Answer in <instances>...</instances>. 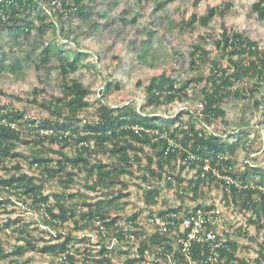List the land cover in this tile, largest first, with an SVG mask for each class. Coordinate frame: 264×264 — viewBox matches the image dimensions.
<instances>
[{"label":"trees","instance_id":"16d2710c","mask_svg":"<svg viewBox=\"0 0 264 264\" xmlns=\"http://www.w3.org/2000/svg\"><path fill=\"white\" fill-rule=\"evenodd\" d=\"M93 1L96 0H60L53 5L50 0H19L3 6L6 19L0 18V35L8 32L13 44L9 45L11 57L0 43V72L25 78L24 56L31 60L37 84L20 97L27 102L22 108L0 103V169L4 170L0 175V210L11 212V204L28 205L37 217L22 221L3 219L0 214V264H21L22 260L33 263L37 255L27 256L30 250L41 253L46 264H66L62 252L71 251L74 230L97 229L98 221L114 225L121 212L140 201L146 208L161 216L169 214L172 219L171 211L183 209L185 198L207 199L212 192L221 194L229 206L232 200L236 212L243 217L227 220L230 230L214 252L212 242L194 241L192 259L196 264H264V165L255 155H264V145L252 152L253 143L249 144L250 130L264 140V46L247 32L235 31L226 23L231 2L211 6L203 15L192 13L177 24L180 30L193 33L204 29L198 35L199 41L191 43L189 61L195 75L181 79L174 75L173 68L148 76L146 81L138 79L136 87L143 91V102L133 99L117 103L110 97L122 89L123 83L109 73L112 65L104 63L101 67L107 74L105 87L93 101L94 91L75 74L83 67L96 72L102 61L93 58L85 62L92 53L79 47L72 46L71 51L57 48V41L81 38L84 32L66 25V21L75 16L87 17L88 4ZM154 2L157 9L164 3ZM200 2L196 0L194 4L198 6ZM218 16L224 21L221 33L209 32L212 20ZM248 16L264 21V0H255ZM122 20L128 24L127 19ZM98 22L89 21L85 31L97 33L94 29ZM56 26L60 27L56 39L47 40V27ZM34 31L37 35L31 40L32 49H26L22 56L17 54L14 44L21 36L30 42ZM143 44L147 51L149 42L144 40ZM209 44L216 52L212 56L211 48L206 47ZM38 50L34 57L33 51ZM54 57L57 63L50 64ZM112 58L119 59L120 55ZM207 62L210 67L205 71L203 65ZM114 64L117 68L119 60ZM55 71L59 92L52 90L51 73ZM4 94L1 89L0 97ZM197 97L193 113L184 108L167 122L156 114L163 106ZM230 100L259 114L260 127L255 123L236 129L246 115L239 123L228 119L224 104ZM200 102L203 107L197 108ZM30 107L38 114H33ZM86 113L89 114L84 116ZM169 140L179 146L169 148ZM245 148L249 153L241 157ZM207 163L210 169L203 171ZM214 169L240 185L220 178ZM54 184L57 188L50 193L47 187L53 189ZM172 188L177 189L180 203L166 199L167 190ZM9 229L15 237L13 245L6 238ZM135 232L132 242L138 248L133 256L130 249L120 252L126 256L124 264H142L147 250L157 251L162 245L172 250L177 244V229L172 225L165 232ZM45 233H49L48 239ZM110 235L128 241L117 228L110 229ZM52 236L56 242L51 241ZM76 238L77 245L71 247L76 253L66 256L70 264H113L112 256H104L110 253L109 241H100L102 257L96 258L92 251L97 244L91 243L87 235ZM222 238L217 234L218 240ZM245 239L249 243H244ZM127 241L130 248L132 243ZM76 254L84 255L78 259ZM176 257L179 262L187 260Z\"/></svg>","mask_w":264,"mask_h":264},{"label":"rangeland","instance_id":"374dc122","mask_svg":"<svg viewBox=\"0 0 264 264\" xmlns=\"http://www.w3.org/2000/svg\"><path fill=\"white\" fill-rule=\"evenodd\" d=\"M162 1L164 3L161 8L157 9L154 0L149 2H141L139 0H116V2L113 0H96L95 2L93 1L88 4V20H86L87 17L75 16L66 21V25L76 26L80 32L84 33H82L81 38L76 40L71 38V40L68 41H57V48L71 51L72 46L79 47L80 50L92 53L93 57L90 55L85 62L93 61V58L95 61H102L97 67L96 72L83 67L75 74L82 79L85 85L90 86L94 91V94L91 96L93 101H96L97 98H99L100 89L105 87L107 74L101 67L104 63L112 65L109 69V73L114 74L123 83L122 89L110 97L111 102L117 103L133 99L138 103L143 102V91L136 87L138 79H144L146 81L148 76L158 75L164 70L171 71L173 68L176 69L174 75L179 76L181 79L195 75L196 72L190 66L189 61V54L192 50L191 43L199 41L198 35L202 34L204 29L198 30L197 33H193L189 29L180 30L177 24L183 19H188L192 13L197 12L200 15H203L211 6L231 2L233 4L232 11L226 16V23L235 31L247 32L253 39L260 40L262 46H264V21L258 20L255 17L249 18L248 16L250 6L255 0H201L198 6L194 4L196 0ZM241 13L245 16L244 26L242 29L237 30V27L234 24L229 23V20ZM122 18L127 19L128 24H124ZM34 19L36 18L34 17ZM93 19L97 21L99 20L94 29L97 33L92 32L93 30L90 32L85 31L88 28L89 21ZM223 22L222 18L218 16L212 20L207 30L209 32L215 30L214 33H221ZM47 28V40L56 39V33H58L60 27L56 26L54 29ZM36 35L37 31L32 32L29 36L30 42L26 41V39L21 36L13 46L14 51L22 56L26 49L29 48L31 50V40H34ZM144 40L148 41L150 44L147 51L144 50ZM0 43L5 47V52L12 57L9 45L13 44V37L10 36L8 32H4L3 35H0ZM211 46L212 45L209 44L206 47L208 49L211 48L212 56L216 52ZM39 51L40 50L33 51V56L36 57ZM114 54H119L120 58L113 59L112 57ZM22 57L24 58V63L27 64L25 78L12 76L6 71L0 72V90L2 89L5 92L4 96L0 97V103L2 105H8L13 108H22L27 102L20 97L29 94L28 92L37 84L35 70L31 60L24 56ZM117 60H119L120 64L115 68L114 63ZM56 63L57 60L56 57H54L50 64ZM203 67L205 71H208L210 67L209 63H205ZM51 76L53 83L52 90L55 88L56 90L54 91L59 92L60 88L58 87L59 80L57 72L55 71L51 73ZM197 99H199V97L195 98L193 101L171 104L170 107L163 106L158 112H156V114L158 115L159 113H162L164 116H168L179 112L184 108H190V111H193L196 109L195 102ZM240 106L241 105L233 100L224 104L227 111V117L233 122L237 121L239 123V120L243 115H246V119L243 120L244 122L241 121L243 123H241L240 126H237L236 129L239 127H249V125L252 126L255 123L260 127L259 123L261 116L256 112H252L250 108H240ZM29 109L33 114H38L32 109V107ZM92 111L94 110L92 109ZM87 114L89 113L84 114V116H87ZM91 114L94 113L91 112ZM228 128L230 129L231 126ZM230 131H232V129H230ZM249 133L251 139L249 144L251 145L253 143L251 151L254 152L264 145V140L262 142L259 137H256L255 130H250ZM19 150L25 151L26 149L25 147H20ZM247 153H249L247 148L242 149L240 156L244 157ZM261 153H255V155L259 156L260 163L264 165V155ZM241 160L242 158L240 161ZM3 173L4 170L0 169V175ZM54 185L53 189H51L50 186L47 187L48 190H51L49 191L50 193H52L54 188H57V185ZM173 196L178 198L172 191H169L166 199ZM163 199H165V197ZM76 200L77 197L73 199V201ZM20 205L21 204H11L8 208L11 212L0 210L2 218L9 217L14 220L21 218L22 221L36 219L35 217H37V214H35L34 211H31L28 205ZM34 227H36V224ZM40 227L42 228V225ZM12 229H9L6 235L7 241L10 245H13L15 242ZM80 233V230H74L72 234L74 236ZM47 234L49 233H45V237L48 239L49 235ZM54 239L55 237L52 236L51 241L56 242L57 240ZM77 240L78 238L73 237L71 245H77ZM245 240L244 243H249L247 239ZM43 243L44 240H41L40 244ZM31 255H37V257L33 263L29 264L47 263L38 251L30 250L27 256ZM23 261L24 260L21 261V264H25Z\"/></svg>","mask_w":264,"mask_h":264},{"label":"built area","instance_id":"2783aa9c","mask_svg":"<svg viewBox=\"0 0 264 264\" xmlns=\"http://www.w3.org/2000/svg\"><path fill=\"white\" fill-rule=\"evenodd\" d=\"M19 0H0V18L6 19V15L4 14L3 6H10L13 4H17ZM60 0H50V3L55 5L59 4ZM42 7L48 13H52L50 9L46 7L45 4L42 3ZM52 15V14H51ZM203 107V102H200L197 105V108ZM193 113V111H190ZM178 112L173 113L168 116H164L162 113L158 115L163 118L165 122L168 119H172ZM139 127L137 128V130ZM177 144L174 140H169V148L177 147ZM190 157L193 158V155L190 154ZM210 169L209 163L204 166V170ZM216 175L220 178L227 180L229 183H235L237 186L240 184L236 183V181L229 175H222L218 169L213 170ZM177 189H169L172 191L174 195H177L175 192ZM213 193V194H212ZM211 196L207 199H199V200H191L190 198L186 199V206L183 209H180L179 212L171 211L170 216L172 219H169L167 215L161 216L158 212L153 211L152 209L146 208L145 204L142 201L137 204V206H129L126 208V211L120 213L118 219L115 220L114 225H106L101 221H98L97 229H86L85 231L80 230V234L75 235L76 237H81L83 235H87L91 238V243H96L97 245L93 248V254H96V258L102 257L98 248L100 247V241H109L108 248L110 253H106V255L112 256L113 264H124L126 261V256L122 257L120 252H126V250L130 249L132 256L135 255V252L138 248V244L133 245V239L136 234V230H140L141 232L145 229L150 230L151 232L160 230L167 231L170 225L174 226L177 229V244L176 247L172 250H168L165 245H162L157 251H149L145 252L146 258L142 261V264H196L194 259H192L191 247L194 241H210L212 242V252H214L219 246L224 243L226 239V233L230 230L229 222L232 219L238 218L241 220L243 215L238 214L234 208L232 200H230V206L227 205V201L222 199L221 194H216L212 192ZM214 196V197H213ZM176 200V203H180L178 199L174 196L168 198V202L172 200ZM172 205V204H170ZM170 207V206H169ZM214 207V208H210ZM167 210L170 211V208L166 206ZM165 209V207H164ZM167 212V211H166ZM110 220V219H108ZM228 220V221H227ZM208 226L213 227L212 229H208ZM117 228L118 231H122L127 240H122L117 237L109 236V230ZM55 233V232H54ZM217 234H222V239H217ZM100 237V240L98 238ZM175 238V237H174ZM128 243H132V246L128 248L126 245ZM72 245H69V247ZM73 247V246H72ZM124 247V248H123ZM181 249H180V248ZM123 248V249H122ZM71 251L62 252V260L67 264H70L66 259L67 254H75L76 252L70 247ZM84 254H76V257L79 259L83 257ZM184 257L187 260L184 262L177 261L176 256ZM140 264V263H136Z\"/></svg>","mask_w":264,"mask_h":264},{"label":"clouds","instance_id":"9594fccd","mask_svg":"<svg viewBox=\"0 0 264 264\" xmlns=\"http://www.w3.org/2000/svg\"><path fill=\"white\" fill-rule=\"evenodd\" d=\"M244 20L245 16L243 13H241L238 16L230 18L229 23L234 24L237 27V30H240L244 26Z\"/></svg>","mask_w":264,"mask_h":264}]
</instances>
